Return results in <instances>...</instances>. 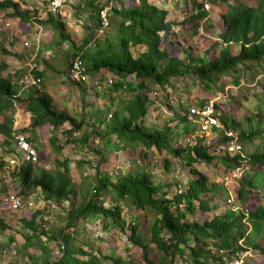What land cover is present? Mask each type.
I'll use <instances>...</instances> for the list:
<instances>
[{
  "label": "trees",
  "instance_id": "1",
  "mask_svg": "<svg viewBox=\"0 0 264 264\" xmlns=\"http://www.w3.org/2000/svg\"><path fill=\"white\" fill-rule=\"evenodd\" d=\"M196 5L199 10L181 19L179 22L182 26L186 25V22L192 23L197 18L202 19L210 13L203 8L202 0ZM107 6L108 4L105 7ZM105 7L92 1L87 3L86 13L91 23L84 40L78 44L72 39L66 21L60 14L48 11L44 19H39L37 16L33 17L29 9H21L14 0H0V10L10 9L8 15L12 18L35 19L40 26L54 30L52 31L58 36V44L70 41L75 50L73 54H66L65 74L71 61L78 57L82 60L85 73L89 74L90 80L94 82L107 72L125 80L132 75L138 80L140 87L147 85L150 90L158 86L159 91L167 99L169 88H173L172 77L192 76L199 79L207 88H211L215 78L222 75H229L234 83H239L240 74L252 65L264 71V0H252L250 4L233 2L226 10L219 9L217 12L223 30L205 49L208 53L216 49V54L202 57L197 64H193L196 58L191 55L187 46L183 45L181 48L186 58L178 55L176 50L180 47V40L178 32L174 29L177 22L167 17L168 10L165 7L160 8L149 0H125L124 7L119 5L118 8H112L104 25L99 14ZM111 15L114 16V22H111ZM142 47L143 50L139 52L138 49ZM34 66L26 73L30 72L38 84L29 85L25 97L20 95L18 83L13 82L9 75H4V71H0L3 73L0 75V135L2 142L11 143L4 159H0V171L3 172L7 168L9 157L16 155L20 159L13 139L16 133L25 132V129L19 131L13 129L12 118L6 113L14 112L16 104L19 103H23L24 111L29 113L30 128L48 125L57 134L65 123L67 126L62 133L70 136L86 125L88 130L73 140L85 144L87 139L92 137L88 144L90 148L99 142L106 144L105 154L102 152L103 149L95 148L98 161L107 160L109 157L113 144L111 136H115L116 147L121 145L125 151L128 148L139 147L145 150L165 149L175 158V161L168 158L163 160L164 169L167 171L171 166L172 170L171 177L161 183H158L145 168L128 167L123 173L118 169L116 179L113 180L108 175L102 177L97 166L95 184L91 190L88 189L90 191L88 196L80 187L73 184L66 159L60 161L59 158H55L56 164L52 170L46 168L47 161L43 157L40 158L38 152L35 162L20 159V163L10 170L19 180V189L13 194L24 199L38 191L36 197L47 203H55L66 212L64 218L67 231L60 225L57 227L48 225V219H43L46 214L43 208L33 210L30 215L13 212L6 217H0V232L11 227L13 222L19 224L21 231L30 232L24 234L22 247L27 250L25 253L29 252L28 257L38 260L36 264H126V260L119 255L99 253L98 257L94 256L92 252L83 249L85 242L82 237L69 230L73 228L76 220H84L94 213L109 218L112 224L118 227L125 235V245L131 243L140 247V259L144 264H173L175 255L181 256L183 264H186L187 260L190 264H227V259L229 264H234V260L240 254L244 256L241 250L242 243H239L241 239L256 248L260 247L255 243V238L258 231L260 235L264 233V204L253 209L244 207L246 210L238 213L229 210L222 214H212L208 218L202 216L213 211V203L221 190L214 184L208 185V177L201 170L200 161L220 160L229 171L244 166V160L264 167V147L262 151L254 150L251 153L238 151L230 155L224 152V146L232 139H237L241 143L250 141L254 136L261 137V134L264 146V129L250 128L251 115L236 119L233 114L223 113L214 101L215 110L218 112L217 125H211L210 130L218 132L216 137L206 142L204 132H201L197 136L192 135L195 143L179 145L176 137L172 135V132L175 133L172 126L181 122L182 133L187 135L190 131L193 134V128L187 129L186 123L188 121L192 123L193 119L188 118L185 106H181V113L167 99V106L172 111L170 116L163 119L162 124L154 121L149 123L146 118L149 111L147 93L136 92L130 99H116L111 93L112 87L108 86L107 105L114 104V107L105 116H102L101 111L98 112L95 124L90 111L77 117V112L72 108L59 109L54 104V97L43 89L44 74ZM71 81L83 89V81ZM125 84L124 81L118 80L112 86L113 89H117ZM80 100L82 102V98ZM206 101H201L200 108ZM261 101L264 102V94ZM192 114L196 122L198 114L195 112ZM171 120L173 123L169 125L168 122ZM92 134L97 138L94 139ZM26 139L34 145L31 137L26 136ZM220 151L224 155L219 153ZM127 154L131 153L127 151ZM78 163L82 165L84 161L79 160ZM178 165L188 166L186 180L178 171L180 168ZM248 169L247 166L235 177L238 182L234 194L239 202L246 200L251 194L250 186L252 187L253 181L243 175ZM253 173L251 176L254 180L257 170ZM247 184L249 186H246ZM77 196L83 197L82 203L78 205ZM106 201L107 206L104 204ZM6 202L8 203L7 200ZM131 207H136L149 223L146 228L149 235L148 243L142 239V227L131 215ZM124 208H127L125 213L130 217L128 221L123 218ZM187 213L198 214V217L188 220ZM245 218L254 225V229L249 230L250 233L244 231ZM42 235H45L48 241L59 239L63 244L62 255L57 261L50 258L46 245L39 244L38 240ZM151 245L157 252L153 258L149 256ZM212 248L217 250V255L212 253ZM32 250L39 252L35 254ZM224 255H228L227 259H224ZM84 256L87 257L83 259ZM242 264L248 263L244 260Z\"/></svg>",
  "mask_w": 264,
  "mask_h": 264
},
{
  "label": "rangeland",
  "instance_id": "2",
  "mask_svg": "<svg viewBox=\"0 0 264 264\" xmlns=\"http://www.w3.org/2000/svg\"><path fill=\"white\" fill-rule=\"evenodd\" d=\"M91 1L99 6L103 4L104 7L108 4L99 14L104 25L106 24L108 13L112 11V8H118L119 5L124 7L125 5V0H99L98 3L97 0H65L62 6L63 12L60 16L66 21L68 29L73 36L72 39L78 44L82 43V40H84L88 32L87 28L91 23L89 18L84 14L87 12V3ZM149 1L160 8L165 7L168 10L167 17L177 22L174 29L178 32L180 47L177 48L176 51L179 56L185 59V52L182 51L181 48H183V45L189 47L190 49H188V51L196 58L193 64H197L199 59L206 57L208 54L209 56L216 54V49L212 50L210 53L206 52L205 49L214 42L218 33L223 30L217 11L219 9L226 10L227 6L233 4V2L252 3V0H213L214 2L208 0L209 8L206 10L210 13L202 19L197 18L192 23L186 22V25L182 26L179 21L189 17L193 11L197 12L199 7L196 4L200 0H178L179 2L176 0ZM32 4L33 6L39 5V7H43L46 14L49 11V0H33V2H31V5ZM8 11H10V9L4 11L0 10V71H4L6 75L12 77L13 82L18 83L19 93L23 97L27 95L29 85L21 84L19 80L23 76L22 74H24V72L26 73L34 64V68L42 71L44 74V79L42 78L43 89L54 97V104H56L59 109L72 108L77 112V117L90 111L95 124H97L96 118L98 112L101 111L102 116H105L114 107V104L107 105L109 86L110 88L112 87L111 93L115 95L116 99H130L136 92L147 93L149 111L146 118L149 123L154 121L158 124H162L163 119H167L168 116H170L172 111L167 106V99L169 103L180 110L181 113V106H185L186 111H188V118L193 119L192 123H190V121L186 123L188 126L187 129L190 130L193 128V134L189 131L187 135H184L182 133L183 128L181 122L172 126L175 131V133L172 132V135L176 137V142L179 145L195 143L196 140L194 141L192 135L197 136L201 132H204L206 142L214 136L216 137L218 134L217 131H211L210 126L209 128H202L199 125V117L196 122L194 121L191 109L197 112L200 110L201 101L205 100L215 101L219 109H222L223 113L233 114V116L239 120L246 115H251V120L249 122L250 128L254 129L258 127L259 129H264V102L261 101L264 94V71L256 68L255 65H252L251 68L246 69L243 74H240L241 78L239 79V83H234L229 75H222L219 78H215V83L211 88H207L199 79L197 80L192 76H183L180 78L172 77L171 83L173 84V88H169L167 99H165L163 93L159 91L158 86L149 90L147 85L140 87L138 85V80L132 75L128 76L125 80V78H120L110 72L95 79L96 82L90 80L89 74L86 75L82 84L83 89L81 90L79 85L69 80L65 74L66 62L64 60L66 54L70 51V41H64L65 45L63 42L58 44V36L53 33V29L44 28L42 26L41 28L38 26L34 28L35 25L38 24L35 19L21 20V22H18L17 18H12L8 15ZM29 11L33 17L38 13V9L36 8L29 9ZM110 19L111 22H114L113 15H111ZM24 28H28V30H24ZM25 42L27 44H25ZM167 48L170 49L169 46ZM141 50H143V47L138 49L139 52ZM4 66H6V68H4ZM2 74L3 73L0 72V75ZM118 80L121 82L124 81L126 84L121 88L113 89L112 85ZM154 90L156 92H152ZM80 98H82V102ZM24 108V104L19 103L16 104L14 112H6L10 118H12V128L17 131L22 128L25 129V132L21 134L32 138L40 158L43 157L47 161V169H54L56 164L55 158H59L60 161L66 159L69 167V175L73 184L80 187L84 194L86 193V196H88L90 192L88 189L91 190L92 186L95 184V168L97 166L98 172H100L102 177L108 175L113 180L116 179L118 169L123 173L128 167L145 168L153 175V178L158 183L171 177V166L166 171L162 164L165 158L171 161H175V158L165 149L152 148L151 150H145L143 147L136 149L128 148L126 150L131 153L128 155L127 151H125L121 145L116 147L115 136H111L113 144L111 145L112 148L110 149L109 157L107 160L98 161L99 158L95 152V148H100V150L103 149L102 152L105 154L107 149L106 144L99 142L98 145H96L94 143L95 145L90 148L88 144L92 137L87 139L85 144L73 140L74 137H78L84 131L88 130L86 125L70 136L66 133H62V130L67 126L65 123L61 126L57 134H55V131L48 127V125L39 128H30L28 126L29 113L25 112ZM172 123V120L168 122L169 125ZM92 136L94 139L97 138L96 135L92 134ZM262 137L261 134V137L254 136L250 141H241L243 145L241 151L243 153H251L254 150L262 151L264 147ZM10 146L11 143L2 142V136L0 135V159H4L5 154L8 153L6 150L10 148ZM216 149L214 151H216ZM219 153L224 155L222 151ZM79 160L84 161V163L82 165L79 164ZM244 162V166H248L249 169L243 175L250 181L252 180L253 183L252 187L250 186L251 194L246 200L239 202L234 194L238 182L237 179H235V172H233L236 170L229 171L220 160L212 162L200 161L201 170L208 177V185L214 184L216 187L219 186V190H221L218 193V198L213 203V211L206 212L202 215L203 217L208 218L211 217L212 214H222L229 210L233 213H238L239 211L253 209L258 205L261 206L264 204V167L254 165L251 161L246 162L244 160ZM178 167H180L178 171L181 173L184 180H186L188 178H186L188 175V166L178 165ZM8 169L9 168H5L3 172L0 171V217H6L9 213L13 212L30 215L33 210L43 208L46 213L44 215L48 219V225L56 227L60 225L65 228L66 218L64 217L66 212L55 203H47L36 197L39 194L38 191L29 197H24L22 207L18 209L11 208L10 199H12L13 193L19 189V180L15 175L11 174L10 170L13 168ZM254 170H257V175L253 180L251 174ZM246 186H249V184ZM227 193L228 195H226ZM82 198V196H77L76 205L82 203ZM104 204L107 206L108 202L106 201ZM126 209H123V218L128 221L130 217L125 213ZM131 215L140 223L143 231L142 239L145 243H148L149 235L146 233V228L149 223L145 220L146 218L143 217L136 207H131ZM195 217H198V214H186L188 220L195 219ZM243 223L245 224L244 231L247 233H250V229H254V225L250 220L245 218ZM262 227L263 226H261V228ZM81 228L84 230L81 231ZM65 229V231L68 230L67 228ZM69 230L75 232L78 237H82L81 239L86 243H84L83 249L92 252L94 256L98 257L99 253L113 256L119 255L126 260V264H144L140 259V247L131 243L125 245V235L118 227L112 224L109 218L102 214L94 213L87 216L84 220L78 219L73 228ZM28 233H30L28 230L21 231L19 224L15 222H13L11 227L0 232V264H36L38 262V260L28 257L29 252L25 253L27 250L22 247L23 236ZM258 236L260 237L258 238ZM258 236L255 238V243L260 245L259 248L254 247L253 244L246 243L245 240L241 239L239 241V243H242L241 245L243 248H241V250L244 252L243 259L245 263L264 264V233L260 235V231H258ZM38 242L48 247L52 260L57 261L62 255L63 244L59 239L48 241L45 235H42ZM150 248L149 256L153 258L157 252L152 248V245ZM212 249V253L217 255V250L215 248ZM32 251L35 254L39 252L38 250ZM86 257L87 256H84L83 259ZM227 257L228 255H226L224 259H227ZM183 263L181 256L175 255L173 264ZM186 264H190V262L187 260ZM227 264H229L228 259Z\"/></svg>",
  "mask_w": 264,
  "mask_h": 264
},
{
  "label": "built area",
  "instance_id": "3",
  "mask_svg": "<svg viewBox=\"0 0 264 264\" xmlns=\"http://www.w3.org/2000/svg\"><path fill=\"white\" fill-rule=\"evenodd\" d=\"M65 0H49V7L48 10L57 14H61L63 12L62 6ZM201 1V0H200ZM203 1V8L208 9L209 3L208 0H202ZM25 44H27L25 42ZM34 66V64H33ZM75 75V76H74ZM87 74L85 73V67L82 64V60L78 57L74 58L71 61V65L66 71V77H68L69 80H85V76ZM74 76V77H73ZM72 77V78H71ZM21 84L25 85H37V80L32 76L30 72L25 73L19 80ZM191 112H195L198 114V117L200 119V126L202 128L209 127L211 125H215L217 123L216 114L218 113L215 110L214 102L212 100H207L205 104L198 110L197 112L195 110L191 109ZM14 147H16L17 151L20 153V159L29 160L31 162H35L37 158V149L34 145H32L27 139L26 136L21 133H16L14 136ZM242 144L237 139L230 140L225 146H224V152L234 155L236 152H242ZM20 159L17 158V156H12L8 159L7 168H14L20 163ZM246 166L237 167L235 172V176H238L244 169H246ZM24 199L21 196L12 195V199H10V206L12 209H18L23 206ZM44 219L46 220V216H44ZM243 255H239L235 260L234 264H242L243 263Z\"/></svg>",
  "mask_w": 264,
  "mask_h": 264
},
{
  "label": "crops",
  "instance_id": "4",
  "mask_svg": "<svg viewBox=\"0 0 264 264\" xmlns=\"http://www.w3.org/2000/svg\"><path fill=\"white\" fill-rule=\"evenodd\" d=\"M14 1H16V2H18V4L20 5V8L21 9H34V8H36V9H38V13H37V17L38 18H40V19H42V18H44L45 17V15H46V12H45V10H44V8L43 7H39V5H40V3H39V5L38 6H33V4L31 5V2H33V0H14ZM177 2H178V0H176ZM97 2H99V0H97ZM176 2V3H177ZM86 16H87V13H84ZM17 21L18 22H21V20L20 19H18L17 18ZM40 27L41 28V26L39 25V24H37V25H35V27L34 28H36V27ZM24 30H28V28H24ZM45 30H47V29H45ZM26 33V32H25ZM29 33V32H28ZM76 39V38H75ZM63 44H64V42H63ZM70 44V51H69V53H73L74 52V49H73V44L70 42L69 43ZM65 45V44H64ZM4 68H6V66L4 67ZM4 75H5V72H4Z\"/></svg>",
  "mask_w": 264,
  "mask_h": 264
},
{
  "label": "clouds",
  "instance_id": "5",
  "mask_svg": "<svg viewBox=\"0 0 264 264\" xmlns=\"http://www.w3.org/2000/svg\"><path fill=\"white\" fill-rule=\"evenodd\" d=\"M242 144V143H241ZM243 146V145H242Z\"/></svg>",
  "mask_w": 264,
  "mask_h": 264
}]
</instances>
